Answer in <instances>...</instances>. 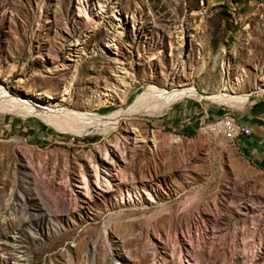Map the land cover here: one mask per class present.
Masks as SVG:
<instances>
[{"label": "rangeland", "instance_id": "1", "mask_svg": "<svg viewBox=\"0 0 264 264\" xmlns=\"http://www.w3.org/2000/svg\"><path fill=\"white\" fill-rule=\"evenodd\" d=\"M238 77L248 104L208 99ZM263 81L264 0H0L15 100L108 117L153 87L204 97L93 132L0 108V264H264V172L209 128Z\"/></svg>", "mask_w": 264, "mask_h": 264}, {"label": "bare ground", "instance_id": "2", "mask_svg": "<svg viewBox=\"0 0 264 264\" xmlns=\"http://www.w3.org/2000/svg\"><path fill=\"white\" fill-rule=\"evenodd\" d=\"M72 83V82H71ZM70 83V84H71ZM244 80L242 77H238L235 80L229 79L228 81L223 82L222 86L219 90L214 92L212 95L208 96V99L211 100H221L229 105H236V106H244L248 104L250 95H237L234 93L237 88L243 87ZM70 84L68 86H70ZM169 85L164 86L163 88H156L153 87L152 89L145 90L144 92L139 93L135 100L130 104L129 109H125L123 111H119L113 113L111 116L103 117L101 115H92L90 113H82V112H75L70 110L64 111H48L44 112L40 110L38 107L29 103V101H21L15 100L10 97L8 94H5L3 91H0V108H7L10 110H14L17 112H25L31 115H36L47 123L48 125L57 127V128H76L75 126L71 125L70 122L75 120L82 121L79 123V126L84 127V130L87 132H93L92 130H106V129H117L121 123V119L130 114L136 113H146L150 114L152 112H156L159 110H164L170 108L175 102L178 100H182L186 97H194V98H204L195 87H187L180 90H170L167 89ZM71 87H68L69 90ZM73 88V87H72ZM257 89L264 90V81L258 82L256 85ZM71 90V89H70ZM64 96V95H63ZM52 97L49 98L51 100ZM65 99V98H63ZM200 99V100H201ZM38 104H47V102L41 101L39 99L35 100ZM108 102V99L105 100ZM103 102V105L105 103ZM50 101L48 102V104ZM226 118H230L227 116ZM71 125V126H70ZM218 126V124L216 125ZM227 136L232 137L233 139H237V136L233 134H225ZM199 205H195L196 209ZM188 207L184 208V212L176 213L178 216H173V221L175 224L184 223L185 221L189 220L190 217V210L186 211ZM173 215V214H172ZM42 214H31L29 219L35 223H40L43 220Z\"/></svg>", "mask_w": 264, "mask_h": 264}, {"label": "crops", "instance_id": "3", "mask_svg": "<svg viewBox=\"0 0 264 264\" xmlns=\"http://www.w3.org/2000/svg\"><path fill=\"white\" fill-rule=\"evenodd\" d=\"M251 97L252 95L250 98ZM262 101V98L258 96L252 106L247 107L245 110H241L236 114H233L232 112L231 113L244 125L252 129V134L250 136L243 137V139L241 138L238 142L248 160L264 172V104H261ZM194 110L195 109L191 108L190 103L188 104L184 102L183 108H178V110L176 109L172 117L168 118L166 121L163 120V122L164 124H175V119H177L175 118L176 116H180L181 113L184 115H186V113L190 114L192 111L194 112ZM223 114H221L219 117H221ZM213 118L214 116H212L210 120H213ZM192 127L193 125L190 127L189 124L187 129H192Z\"/></svg>", "mask_w": 264, "mask_h": 264}, {"label": "built area", "instance_id": "4", "mask_svg": "<svg viewBox=\"0 0 264 264\" xmlns=\"http://www.w3.org/2000/svg\"><path fill=\"white\" fill-rule=\"evenodd\" d=\"M210 130L215 133L233 134L234 136L247 137L252 134V129L244 125L237 117L218 118V126H209Z\"/></svg>", "mask_w": 264, "mask_h": 264}]
</instances>
